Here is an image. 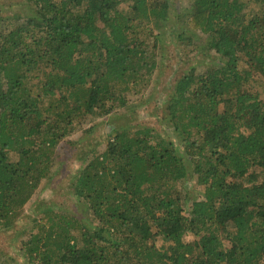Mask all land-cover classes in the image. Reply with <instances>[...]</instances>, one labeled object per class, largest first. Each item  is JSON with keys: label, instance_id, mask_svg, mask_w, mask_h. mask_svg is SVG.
Segmentation results:
<instances>
[{"label": "trees", "instance_id": "16d2710c", "mask_svg": "<svg viewBox=\"0 0 264 264\" xmlns=\"http://www.w3.org/2000/svg\"><path fill=\"white\" fill-rule=\"evenodd\" d=\"M172 2H0V233L81 158L67 208L53 189L0 264H264V0H184L176 22ZM167 32L188 70L155 119L176 141L132 124Z\"/></svg>", "mask_w": 264, "mask_h": 264}, {"label": "rangeland", "instance_id": "374dc122", "mask_svg": "<svg viewBox=\"0 0 264 264\" xmlns=\"http://www.w3.org/2000/svg\"><path fill=\"white\" fill-rule=\"evenodd\" d=\"M6 0H0L1 3H3ZM15 0H12V2ZM171 9L173 10L171 13L170 21L171 22H176L178 20L177 14L179 15H185L186 13V8L184 5V0H173V2L170 4ZM183 20L179 22L178 27L182 25ZM179 28H176L178 32H180ZM171 33L167 32L166 33V39L164 44H167L164 46V44L161 45L159 48L158 52V70L154 71V76L149 82V86L146 91L147 92L143 97L137 99L133 103V108L135 110V118H133L132 124H137L140 123L142 125H147V127L154 128L155 132L158 133L159 135H163L164 137L166 136L168 130L166 128H161L160 124L157 123V120L155 119L157 116L156 114H161V110L163 107L164 99H165V94L167 92V87H172L173 84H175L176 80L178 79V76L182 72H187L186 68H180L183 57H184V52H180L181 55L178 54L177 57V47H179L180 44L175 42L176 39H174V35H170ZM186 43H182L181 46H185ZM180 48V47H179ZM153 92L152 96L149 98V93ZM160 99V100H159ZM155 100H158L155 102ZM127 113V112H126ZM123 111H119L117 113H114L111 117H107L103 119L102 121L99 122L98 127H96L97 132L93 135L94 139L99 138L100 139V134L102 133H110L112 131L113 127L120 126V124H124V120L127 116ZM128 114V113H127ZM125 117L123 120L122 117ZM123 117V118H124ZM131 119V117H130ZM128 120V122L130 121ZM124 121V122H123ZM127 122V123H128ZM170 137L168 138H173L175 141L177 140L174 136V133H170ZM80 134L75 135L72 137L70 140H74L75 142L76 138H79ZM63 152L65 153V158L68 157V154H66L69 151L70 146L64 144L63 145ZM101 150L102 147H99ZM65 150V151H64ZM68 167L64 168L61 172V168L58 169V173L54 171V179L59 182L54 181L53 183L49 182L47 183L43 189H41L38 194L33 198V200L26 206V214L31 215V219L27 220L22 219L21 225H17L15 227L14 231L7 232L5 233H0V249L5 253L8 254L9 256L15 255V247L20 246V240L23 238V234H19L16 231H21L25 229L29 233L30 227H27L26 225H29L28 223L31 222L32 219L36 218L38 215L37 213L34 212V210H37V204L41 201H47L50 202V200L53 199V189H56V202L57 203H64L65 207L67 208L68 206V201L65 199L64 195L69 192L70 189V173L69 170L71 167L73 168H78V166L81 163V158L79 156H73L69 162H68ZM64 167V166H62ZM68 172V173H67ZM69 175V176H68ZM72 176V175H71ZM54 184V186H52ZM179 187L183 190V193H186V196L189 200H196L198 197L201 195L202 187L198 186L196 183L195 178L188 177V179L183 182ZM49 200V201H48ZM42 211V209H41ZM17 234V235H16ZM193 236H188L186 238V241L192 242L193 241ZM164 244V242L159 239L156 241V245L158 247H161ZM17 253V252H16Z\"/></svg>", "mask_w": 264, "mask_h": 264}]
</instances>
